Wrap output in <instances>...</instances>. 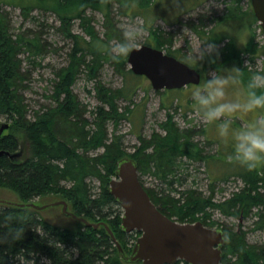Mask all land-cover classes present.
I'll use <instances>...</instances> for the list:
<instances>
[{"label":"trees","instance_id":"1","mask_svg":"<svg viewBox=\"0 0 264 264\" xmlns=\"http://www.w3.org/2000/svg\"><path fill=\"white\" fill-rule=\"evenodd\" d=\"M241 2L233 0L218 21L239 16ZM155 3L156 0H14L7 4L0 0V115L7 118L10 130L7 134L0 133V187L12 190L23 203L47 196L61 198L71 204L74 214L89 223H105L126 255L132 248H127L128 234L121 227L123 211L109 192L117 163L123 158L136 162L140 176H153L166 185L168 191L144 187L153 203L168 217L180 223H195L200 219L205 226L213 228L217 222L212 217L217 212L239 220L254 219L251 230L264 231V168L250 171L234 163L225 165L224 181L235 178L243 185L229 197L216 200L213 183L208 195L193 188L181 189L186 183L183 171L188 164L204 163L212 169L213 164L226 163L220 160V151L218 157H214L196 140V135L204 134L202 130L181 129L168 113L159 123L161 131L153 132L149 138L138 136L139 145L131 154L125 151L121 136L115 133L120 121L130 112L129 106L120 111L118 100H132L141 77L130 70L128 55L115 60L109 55L112 41L117 42L123 34L117 26L116 15L145 18L144 14ZM5 4L20 6L25 19L31 17L35 9L55 14L60 21L58 31L71 42L67 64L55 71L52 92L46 95L50 103L34 111L32 116L25 95L30 86V74L23 68V57L26 55L30 61L45 55L49 47L38 32L13 34L9 13L2 7ZM89 10L103 15V37L97 34L91 17L87 16ZM75 20L80 21L86 36L73 32ZM149 24L152 43L148 45L167 49L168 54L197 70L192 59L180 58L173 52L172 31ZM193 28L198 31L196 26ZM222 40L213 37L204 41L214 42L216 50L205 54L203 69L197 70L202 80L203 74L212 70L237 66L243 70L242 77L246 81L251 72L257 71L250 63L263 50L255 34L244 49H238L233 42L221 46ZM106 63L124 78L122 88L112 89L98 80ZM82 75L96 82V98L100 104L93 110L73 91ZM87 113L91 114V120ZM109 124L113 125L112 134ZM20 149L21 161L14 162L10 155ZM35 210L7 204L0 208V264H124L106 227L100 225L95 229L80 221L74 228L54 226L39 217ZM9 212H13L15 218L5 224L4 216ZM221 225L226 234L222 264H264V246L249 243L241 223L238 232ZM9 226H22V237L14 239ZM134 235L138 239L141 233L135 231ZM176 264L188 263L178 261Z\"/></svg>","mask_w":264,"mask_h":264},{"label":"rangeland","instance_id":"2","mask_svg":"<svg viewBox=\"0 0 264 264\" xmlns=\"http://www.w3.org/2000/svg\"><path fill=\"white\" fill-rule=\"evenodd\" d=\"M1 1L10 4L14 0ZM231 3H233V0H156V3L144 14L147 20L141 15L134 18L130 15H116V23L123 32L132 30L137 34L138 43L132 49L152 43V36L148 30L150 27L149 23H155L153 25L160 27L162 30L172 31L174 34L173 52L180 58L192 59V62L196 64L197 70L203 69V59L199 60L198 58L202 55L200 48L203 49L204 45L202 43L205 40L219 37L223 38L221 46L228 44V42H233L238 49H244L254 33L256 42L263 50L260 51V54L255 55L252 63H250L246 55L243 57L246 59L245 62L253 65L257 71H264V31L254 14L251 0H242L240 4L242 13L239 16L224 17V19L218 21L220 17H223L226 7ZM2 7L9 13L13 34L27 32L29 35H34L35 32H38L41 35V39L49 47L45 55L33 57L30 60L31 62L25 58L26 55L23 57V68L29 71L30 74V86L25 95L29 106V114L32 116L34 111L42 109L50 103L46 95H50L52 92L55 71L67 64V53L71 42L65 39L58 31L60 21L55 14L51 12L44 13L35 9L31 12V17L25 19L20 6L5 4ZM87 16L91 17L92 25H94L97 34L103 37L105 32L103 15L98 11L89 10ZM193 26H196L198 31H195ZM72 29L75 34L86 36L79 20L73 22ZM115 43L116 41H112V46ZM162 50L167 52L165 48ZM209 73L203 74L205 77L203 76V80L199 85L204 83ZM98 80L106 87L112 89H119L125 85L124 78L117 74L108 63L104 64L100 70ZM137 83L139 88L133 94L132 100L125 98L118 100L120 111L124 110L125 106L130 107L129 114L120 121L118 129L115 131L117 135L121 136L127 153L135 152V146L139 145L138 136L149 138L153 132H160L159 123L164 121L167 114L170 113L181 129L191 128L197 130V132L202 130L204 134H198L195 138L204 147L205 152L218 157L220 151L222 153V159L220 160L226 161L225 164L219 162L220 166H217L218 163L213 164L212 169L206 167L204 163L188 164L184 168L186 171H183L187 179L184 186L181 187L182 190L193 188L208 195L209 186L213 183L217 190L215 199L222 200L224 197H229L236 188H240L243 185L241 181H237L235 178L224 181V178L227 177L224 174L225 165L228 166L234 163L226 159L231 150V142L228 138L219 137L214 126L202 121L196 113L191 101V91L198 85H190V88L184 87L177 90L155 91L150 81L145 77H139ZM95 84V81H90L86 76L82 75L73 86L74 93L83 104L87 105L89 110H93L100 104L96 98ZM230 92L233 96L240 95L239 90H230ZM260 115L257 112H239L234 116V126L237 128L247 126ZM87 118L91 120V114L87 113ZM5 125L9 127V122L5 116L0 115V129L5 127ZM8 127L3 130V134H7L10 131ZM109 131L111 134L113 133L112 124H109ZM19 139L22 143V136H19ZM10 156L14 162H20L22 158L21 149ZM234 164L235 166L238 165ZM261 168H264V165L257 169L261 170ZM140 178L147 189L155 191L167 189L164 183H161L153 176H140ZM94 184L97 185L98 183L94 182ZM60 199L57 196H47L37 198L33 203L38 206H44ZM0 201L21 203L17 194L3 187H0ZM4 205H6L5 202H0V208H3ZM69 210L73 211L70 203ZM35 211L39 217L54 226L74 228L79 224L77 220L63 213L62 206H50L44 210ZM212 218L217 222L213 228H223L221 224H224L236 232H238L239 224L241 223L242 229L247 232V241L251 244L264 246V231L251 230L254 219L248 218L241 221L236 218L225 217L217 212L214 213ZM173 219L176 220L175 218ZM197 221L203 222L200 219ZM134 233L135 231L127 233L128 241L130 242L127 244L128 249L133 248L136 243L137 239ZM131 253L132 250L129 255Z\"/></svg>","mask_w":264,"mask_h":264},{"label":"water","instance_id":"3","mask_svg":"<svg viewBox=\"0 0 264 264\" xmlns=\"http://www.w3.org/2000/svg\"><path fill=\"white\" fill-rule=\"evenodd\" d=\"M251 5L264 31V0H251ZM127 64L134 75L147 78L155 91L182 89L189 85H199L202 80L201 74L195 68L150 45L130 50ZM7 127V125L2 127L0 133ZM109 192L123 211L121 223L123 231L141 233L129 256L125 254L105 223H89L85 218L70 211L66 201H56L44 206L32 202H0L36 210L62 206L66 216L85 225H91L95 229L100 225L106 227L124 264H176L178 261H185L188 264H222V247L226 242L225 230L219 227L210 228L201 221L180 223L165 215L151 200L134 160L123 158L117 163L116 176L110 182Z\"/></svg>","mask_w":264,"mask_h":264},{"label":"clouds","instance_id":"4","mask_svg":"<svg viewBox=\"0 0 264 264\" xmlns=\"http://www.w3.org/2000/svg\"><path fill=\"white\" fill-rule=\"evenodd\" d=\"M138 43L137 34L125 30L121 38L110 48L113 60L127 56L132 47ZM200 48L202 60L206 53L216 50L212 41L202 43ZM247 64V62H246ZM243 70L233 66L223 71H212L202 85L191 91V101L200 119L214 126L221 138H228L231 150L226 159L248 170H255L264 165V71L251 72L246 81ZM230 90H239V96L231 95ZM239 112H257L261 115L247 126L235 127L234 116ZM15 218L13 212L4 216V223ZM9 233L14 239L23 234V227L12 228Z\"/></svg>","mask_w":264,"mask_h":264}]
</instances>
